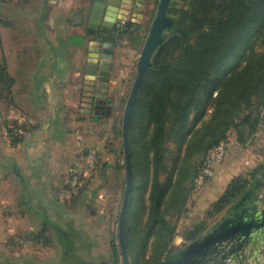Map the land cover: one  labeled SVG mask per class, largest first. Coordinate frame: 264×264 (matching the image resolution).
<instances>
[{
    "label": "crops",
    "instance_id": "crops-1",
    "mask_svg": "<svg viewBox=\"0 0 264 264\" xmlns=\"http://www.w3.org/2000/svg\"><path fill=\"white\" fill-rule=\"evenodd\" d=\"M17 1L0 0V18L5 23L0 24V66L6 67L12 81L10 87L0 83V264H58L62 251L54 228L66 231L71 227L78 232L76 223L66 221L65 216L76 214L66 207L69 184L85 154L90 148L98 149L102 175L103 167L118 168V101L107 95V87L112 91L118 77L123 79L120 65L124 62L120 64L117 58V54L123 57L122 39L111 50L108 82L101 81L96 66L109 36L88 33L89 13L77 21L61 14L48 19L49 6L58 5L53 0H42L37 14L29 0H19L21 5ZM128 5L120 9L126 19ZM7 6L10 9L5 13ZM76 39L82 43L78 45ZM97 99L111 100L107 114L96 112ZM17 137L23 141L16 143ZM261 162L264 127L251 145L243 147L229 140L224 161L212 165L214 177L198 183L190 198L184 219L189 231L206 222L212 204L232 179ZM88 199L83 198L81 208L86 210ZM214 224H205L206 232ZM17 228L24 234L15 233ZM179 233L178 229L172 254L189 244ZM82 239L91 246L90 240Z\"/></svg>",
    "mask_w": 264,
    "mask_h": 264
},
{
    "label": "trees",
    "instance_id": "trees-1",
    "mask_svg": "<svg viewBox=\"0 0 264 264\" xmlns=\"http://www.w3.org/2000/svg\"><path fill=\"white\" fill-rule=\"evenodd\" d=\"M190 4L186 9L172 0L168 17L175 24L153 57L130 120L133 189L125 229L130 264H162L170 258L175 227L166 214L183 211L207 156L228 144L230 132H235L239 145L247 146L264 127V51H258L264 41V0H191ZM140 29L141 25L126 22L105 42L116 45L119 37L138 42ZM173 50L181 51L176 64L168 62ZM0 83L8 87L12 83L5 66H0ZM172 138L180 148L185 146L184 156L162 183L164 145ZM196 157L201 158L200 166L192 164ZM108 168L103 167L104 175ZM263 174L261 162L232 179L208 216L224 212ZM137 186L142 194L134 205ZM205 232L202 223L185 240L197 241ZM112 248L119 264L117 248Z\"/></svg>",
    "mask_w": 264,
    "mask_h": 264
},
{
    "label": "rangeland",
    "instance_id": "rangeland-1",
    "mask_svg": "<svg viewBox=\"0 0 264 264\" xmlns=\"http://www.w3.org/2000/svg\"><path fill=\"white\" fill-rule=\"evenodd\" d=\"M19 1V0H18ZM17 4L21 5V2ZM55 2V6H49L48 9V19L57 18L58 14L61 16H67L70 20L77 21L84 14H88L92 7L94 0H53ZM129 5L126 9L129 13V17L127 22H131V20L135 23L141 25V29L138 33V37L140 40L138 42L132 41L127 37H123L121 41H119V49L121 53H123L122 59L119 57L120 54H117L118 61L121 64L124 62V65H120L122 67V75L123 79H119L116 84V87L111 91L110 87H107L108 93L114 98V100L118 101V106H116V117L115 124L118 130H121L122 127V118L125 109V105L127 99L129 97L131 88L133 86L136 72H137V62L141 51L144 46L145 39L148 35L149 29L153 22L154 17L157 14L158 4L160 0H128ZM180 4H183L186 9L191 5V0L187 2L185 0H175ZM185 1V3H184ZM42 0H29L30 5L32 4L34 14L39 13L41 9ZM60 4V5H59ZM23 7V6H20ZM20 7H17L19 10ZM10 9L8 6L5 7V13ZM142 17L141 19L139 17ZM35 23H33L34 25ZM197 34L193 35L191 38V42L193 43L197 39ZM75 42L80 45L82 43L81 40L76 39ZM56 47V46H55ZM55 52H59L58 48L54 49ZM258 51H264V41L258 44ZM60 53V52H59ZM181 55V51H175L171 53L169 56L168 62L170 64H176ZM119 73V72H118ZM111 91V92H110ZM92 107V106H91ZM211 110L208 111L204 121H207L210 117ZM246 119L248 114H244ZM198 124L197 127H199ZM119 133V132H118ZM118 140L115 147L118 149V153L116 155L115 164L118 168L108 169L105 175L100 174L98 164H95L92 167H86L84 164V160L82 159L80 167L76 171L75 176L71 179L70 182V195H68V203L66 207L72 208L76 213L72 216H65V220H72L76 223V228L78 232L73 230H67V235L70 237L73 236L72 232L78 236L81 234L82 238H87L90 240V245H86L85 248H89L88 251H79L77 255L84 258L85 263H98L99 261L106 260L111 264H115L116 262V254L112 247L117 248L118 251V259L119 264H122L121 254L119 250V241H118V222H119V214L123 202V196L125 192L126 185V170L124 166V154H123V143H122V135L118 134ZM236 140L235 132L229 133V140ZM241 146V145H240ZM244 147V146H243ZM165 148V160H164V172L160 175V181L165 183L168 176L175 171V163L178 159L183 158L185 146L182 148L176 143L175 138L169 140L164 145ZM92 149V148H90ZM87 154V153H86ZM85 154V156H86ZM226 156V155H225ZM100 158V157H99ZM100 159H98L99 162ZM97 162V163H98ZM100 163V162H99ZM201 158H194L192 164L200 166ZM199 177L196 180V187L193 189V192L188 196V201L181 213L175 212L174 210H170L166 214L167 221L171 224L172 227H175V236L177 235V230L179 229V235L186 236L189 231L188 227H186L184 219L186 218L187 208L192 197L194 190L197 189L198 183H204L206 180H210L204 176L202 172V166L199 169ZM82 176L79 181H77V185H74L73 181L75 177ZM84 186H87V191L84 193ZM134 192L132 203L135 205L139 203V197L142 194L139 191V187L137 186ZM90 191H93L94 194H90ZM148 191L146 189L144 193V202H146L148 198ZM91 196V197H90ZM93 196V197H92ZM89 198L88 207L85 209L81 208L83 198ZM93 198V199H91ZM91 212H94L95 215L91 216ZM139 210L136 211L137 214ZM211 212V208L209 210ZM225 212V211H224ZM222 212L220 215L209 217L206 216L205 224L207 226H211L213 223H217L222 216L224 215ZM14 219V218H13ZM15 220V219H14ZM65 221V222H66ZM183 223V224H182ZM199 227V225H197ZM17 234H24L20 228H17L15 231ZM12 238H16V235H12ZM50 238V237H49ZM52 244H56L54 237L52 238ZM71 238L69 242L65 244H60L59 249H61L62 254L59 257L58 264H84L81 263L77 258H72L73 253L71 254L70 248L72 246ZM186 241V240H185ZM187 242V241H186ZM83 246V245H82ZM84 247V246H83ZM90 250V251H89ZM171 250H173V245H171ZM67 253V255H66ZM70 254V255H69ZM132 256V255H131ZM75 257V256H73ZM138 264H142V261H139Z\"/></svg>",
    "mask_w": 264,
    "mask_h": 264
},
{
    "label": "water",
    "instance_id": "water-1",
    "mask_svg": "<svg viewBox=\"0 0 264 264\" xmlns=\"http://www.w3.org/2000/svg\"><path fill=\"white\" fill-rule=\"evenodd\" d=\"M172 0H160L157 14L153 19L143 49L137 62L136 77L127 99L122 118V143L124 154V166L126 170V185L123 202L119 214L118 241L122 264H130L128 244L126 241V220L133 189V168L130 144V120L134 112L137 95L145 75L152 69V60L157 50L166 41V31L170 30L175 22L168 17V10ZM122 4H129L128 0H95L88 29L91 34L113 36L122 22L127 19L120 14ZM103 56L99 60V77L101 81L108 82L111 70L112 49L114 45L103 44ZM103 77H106L103 79ZM102 100L97 99L96 105ZM111 100L108 104L111 105ZM110 113V112H109ZM60 244L68 243L71 238L70 251H88L82 246L79 237L73 232V236L65 234L58 228H54ZM250 242H256L264 248V174L255 180L246 191L238 197L224 212L222 218L214 224L202 237L189 243L183 250L171 254L170 258L162 264H225L228 256L238 253ZM230 248L228 252H225ZM67 255V253H66ZM101 264H108L102 262Z\"/></svg>",
    "mask_w": 264,
    "mask_h": 264
},
{
    "label": "built area",
    "instance_id": "built-area-1",
    "mask_svg": "<svg viewBox=\"0 0 264 264\" xmlns=\"http://www.w3.org/2000/svg\"><path fill=\"white\" fill-rule=\"evenodd\" d=\"M126 22H122L118 29H121ZM226 155V145L221 144L216 147L206 158L202 172L204 176L208 178L214 177V172L212 170V165L221 164L224 161ZM85 166L92 167L97 164L99 159V151L97 148L89 149L85 158ZM78 176V175H77ZM82 176L74 178V185H77V181L81 179ZM230 248H227L225 252H228ZM225 264H264V248L258 245L256 242L248 243L239 253L237 258H234V254L227 257Z\"/></svg>",
    "mask_w": 264,
    "mask_h": 264
},
{
    "label": "flooded vegetation",
    "instance_id": "flooded-vegetation-1",
    "mask_svg": "<svg viewBox=\"0 0 264 264\" xmlns=\"http://www.w3.org/2000/svg\"><path fill=\"white\" fill-rule=\"evenodd\" d=\"M94 3H95V0H94V2H93V4H92V7H91V9H90V12H89V18H90V14H91V11H92V8H93V6H94ZM87 31H88V33H90V30L88 29V24H87ZM97 32V34H93V35H101V34H98V33H100L99 31H96ZM115 35H117V34H115ZM123 37H119V40H121ZM108 101L109 100H105V101H101V102H103V103H100V105H97L96 106V104H95V109H96V112L99 110H101L102 112H101V114H107L108 113V106H107V104H108ZM69 230H71L72 231V229L71 228H69L68 229V231ZM62 231V230H61ZM65 234H68L67 233V230L66 231H63ZM78 237H79V241L81 242V244L84 246V247H86V245H85V243H84V241H83V239L78 235ZM57 238H58V236H57ZM68 248H70L71 249V247H68ZM90 251V250H89ZM71 254L73 253V255H72V258H77L78 257V259H79V261L81 262V263H84V264H101L103 261H101V262H98V263H94V262H92V263H85V260H84V258H82V257H80V256H78L77 255V253H75V251L74 252H70ZM70 255V254H69ZM73 256H75V257H73ZM105 262H107L108 264H111L109 261H105ZM113 264V263H112Z\"/></svg>",
    "mask_w": 264,
    "mask_h": 264
}]
</instances>
